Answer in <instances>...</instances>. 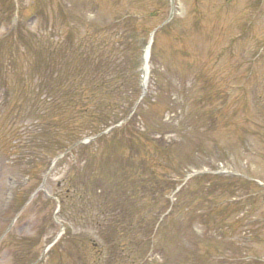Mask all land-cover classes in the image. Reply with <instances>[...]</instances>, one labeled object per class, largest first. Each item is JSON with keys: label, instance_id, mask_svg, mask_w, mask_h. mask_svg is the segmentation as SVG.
Here are the masks:
<instances>
[{"label": "rangeland", "instance_id": "1", "mask_svg": "<svg viewBox=\"0 0 264 264\" xmlns=\"http://www.w3.org/2000/svg\"><path fill=\"white\" fill-rule=\"evenodd\" d=\"M16 1L23 30L19 42L14 41L13 26L0 5V264H133L129 252L119 250L126 239L121 234L131 220L128 214L133 208H140L146 219L156 213L164 192L160 180L181 162L189 174L213 170L225 176L243 175V180H255L264 189V0ZM171 4L173 22L167 31L164 21ZM126 14L131 15L129 27L147 31L146 46L150 45L149 94L146 101H137L141 120L134 126L163 149L150 146L152 154L145 155L137 148L128 161H107L108 167L99 173L79 170L84 165L81 158H90L87 152L79 158L63 157L51 168L62 152L58 147L72 141L63 130L58 136L49 134L50 129L42 137L38 133L47 112L39 110L48 101L34 88L57 95L59 101L67 92L74 94L75 87L67 83L74 70L69 55L77 50L86 53L102 40L114 45L121 61V34L115 35L114 26ZM53 43L62 57L49 51ZM17 49L27 59L19 60ZM10 51L16 57L9 56ZM199 73L208 80L207 91L197 83ZM201 94L223 96L218 98L220 116L215 122L204 113L216 104L200 105L202 110L194 105ZM172 102L176 111L166 110ZM80 116L69 125L71 136L76 124L91 122L79 120ZM111 147L100 143L98 153ZM199 150L208 153H196ZM146 159L156 173L141 171L139 165ZM117 165L133 170L121 173L115 170ZM251 183L235 185L236 200L242 201L222 222L234 226L226 229L224 240L215 226L206 231V238L201 228L189 231L181 214L160 231L162 245L168 241L166 247L174 253L184 247L183 264H189L191 257L192 264H221L210 259V252L216 259L233 256L234 264H245L244 259L237 262L243 256L264 259V198L255 197L258 186ZM145 186L155 200L151 206L138 201L135 207L126 196L137 187L145 193ZM229 196L213 199L225 205ZM183 203L199 209L197 201ZM137 216L133 225L139 223ZM173 222L180 239L173 233ZM240 223L246 225L242 235L252 237L250 243L238 235ZM194 241L198 248H193ZM159 255H153L149 264H174L171 256Z\"/></svg>", "mask_w": 264, "mask_h": 264}, {"label": "trees", "instance_id": "2", "mask_svg": "<svg viewBox=\"0 0 264 264\" xmlns=\"http://www.w3.org/2000/svg\"><path fill=\"white\" fill-rule=\"evenodd\" d=\"M0 3L1 9L3 12L8 13L9 17L7 20L12 19L15 13V7L13 0H1ZM130 17L125 18L120 24L114 26L115 28V35L121 34V43L123 49V57H121V61L118 57L119 54L117 50L114 48L109 41L102 40L98 43L97 47L87 50L86 53H81V51L72 52L69 55V62L73 65V78H67V83L75 89L74 94H69L68 92L64 94L62 97V101L56 100L58 98L57 95L51 97L50 94L44 90H39L38 88H34V90H38V95L43 97L46 101H48V106H41L39 112L47 111L45 114V118L41 122L40 126L42 128L39 129V134L42 136L48 134L58 136L59 131L61 130L68 132L67 139L72 141L71 143H65L58 147V150H65L69 148L71 145L77 143L78 141L82 140L85 137L95 135L103 131L105 128L118 123L125 117H127L133 110L136 101L139 97V89H138V68H139V57H140V50H141V36L145 34V30H140L138 26L136 27H129V20ZM17 28V27H16ZM169 28H166L168 31ZM19 31V32H18ZM20 31H23L22 28L19 30L16 29L13 33L15 36L16 41L19 42L20 38L23 37V34H20ZM20 35V37H19ZM55 43H53L49 51L55 57L60 56L59 49H56ZM91 48V47H90ZM20 49V48H19ZM17 49L16 53L18 55V59H27L28 55L20 56V50ZM11 55L16 57V54L12 51ZM132 53V54H131ZM69 54V53H67ZM66 58V57H65ZM25 61V60H24ZM29 62V61H28ZM24 65V64H23ZM22 65V66H23ZM27 65V64H26ZM11 67L10 61L8 62L5 67ZM3 67V72L7 73L8 70ZM13 67V66H12ZM13 72V68L11 69ZM202 73H199L197 77V81L193 79V86H195L196 82L200 86L202 85ZM71 80L75 81L73 83ZM174 89H171L173 91ZM73 95V96H72ZM169 94V98H170ZM72 96V97H71ZM205 94H201L199 98L196 99L197 103L194 105L197 109L202 110L200 105L204 103L208 97H205ZM52 98V99H50ZM147 99H145L146 101ZM58 101V103H56ZM44 102V101H43ZM144 102V101H143ZM208 102V101H206ZM46 103V102H45ZM176 108L172 103L166 104V110L168 111H176ZM141 107H138L135 114L132 118L120 129L113 131L108 136H103L97 140L94 145L96 149H93V145L89 147L80 146L73 153H77L78 157H82L86 154L90 155V158H81L82 164L84 165L79 167L83 173L88 171H96V173L100 172V169H106L108 166L106 163L107 161L112 162L111 160L115 161H128L129 156L133 155V152L137 150V148L144 150L146 152L145 155H151L152 153L149 151L148 148L153 146L155 149H158L159 152L162 151L163 147L157 143L152 145L151 139L147 134H142L139 132V129H135V124H138V120H141ZM199 113V112H198ZM81 115L79 120L82 119H90L91 122L87 121V125H84L82 122L78 125L76 124L75 129L76 133L75 136L70 135V124H72L73 119L77 115ZM52 116V117H51ZM199 116V114H197ZM209 118V113L204 117ZM51 117V118H50ZM214 116L212 115L211 119ZM32 122L35 119L31 120ZM212 121H214L212 119ZM76 123V122H74ZM23 124V123H21ZM34 126V123H32ZM23 128V127H22ZM21 128V129H22ZM48 129V130H47ZM20 130V129H19ZM145 132V131H143ZM112 137H117L118 139L113 142ZM161 141V140H160ZM100 143H107L109 146H112L115 149V152H112L111 149L103 150V152H99V144ZM60 145V143H59ZM91 152V153H90ZM200 154L208 153L204 150H199ZM98 154V156H97ZM156 155H161L158 152H155ZM96 155V157H95ZM163 155V154H162ZM168 156V154H167ZM89 157V156H87ZM97 162V163H95ZM185 162L179 163L180 166H176L174 169L172 168L169 173L173 174V178L175 176V180L168 182L165 178H161L160 182L162 189L164 192L161 196L159 201V206L156 208L157 212L153 213L150 218H142L144 212L141 213L140 208H133L129 212V216L131 220L127 224V230H123L121 237H126L125 241H123L121 251H128L129 255L128 258H131V263L133 264H149V260L147 256L150 252H156L160 254V257H165L168 259L169 256L172 258L169 261L174 262V264H183V255L181 251L184 247L176 248V252L174 253L173 249H167L166 244L168 245V241H164L165 245H162V237H160V231L167 226L168 221L175 218L176 216L183 215V221L189 231L192 232L195 228H201L203 230V238L207 237L206 231L212 230L213 226H215L217 230V234L221 240H224V237L228 234L226 229H233L234 226L231 224H224L222 222L226 220L227 214L231 209H236L238 205L241 203H228L225 205H221L220 199L226 198L227 195H231V197L236 196L237 189H235V185L238 181H231L228 179H221L219 177H211V176H204L200 178L193 179L191 182L187 183L186 187L179 192L176 197V201L173 205L170 204L169 200L166 199L168 193H166L167 185L170 190L175 187L176 180L182 178V172L185 169L186 165H183ZM148 160H143L141 165V171L143 170L144 173H156L151 172L154 171L153 168L148 167ZM178 164V165H179ZM100 165V166H98ZM150 166V165H149ZM118 167V168H117ZM117 171H121V173H129V170H133L131 167H119L116 166ZM121 168V169H119ZM135 171L138 169H134ZM108 172V171H106ZM166 173V172H162ZM168 173V172H167ZM152 178L158 180V177L153 174ZM138 181L134 179L133 182ZM139 182V181H138ZM169 183V184H168ZM248 182H240V188L242 186H247ZM167 184V185H166ZM156 185V183H155ZM255 185L251 183V186ZM143 186V185H142ZM101 187H98L99 193L101 192ZM139 188H135L132 193H129V202L131 201L135 207H138L137 202L146 203L151 206L152 200L154 201L155 196L153 192H150V188H146L145 186V193H142L140 190L137 191ZM258 189V188H257ZM137 191V192H136ZM161 193V192H160ZM216 196L220 198L219 200L213 199ZM262 193H256L255 197L257 199L262 198ZM124 197L123 200L126 198ZM152 199V200H151ZM231 198L229 197L228 200ZM197 201L199 209L191 210L189 207H186L187 204L183 203V201ZM201 202V203H200ZM202 204V205H200ZM186 207V208H185ZM171 209L163 220L161 218L168 212V209ZM231 212V211H230ZM138 214V216H137ZM182 214V215H181ZM135 215V216H134ZM137 216V221L139 223H135L133 225L132 219ZM139 217V218H138ZM243 218H239L238 221L240 222ZM241 225L243 223H240ZM246 225H242L240 229L239 236H242L243 232H245ZM115 227V226H114ZM236 227V226H235ZM166 228V227H165ZM164 228V229H165ZM172 229L174 230V235L178 236L180 239L181 232L178 231L177 225L172 223ZM182 230V229H181ZM205 231V232H204ZM176 233V234H175ZM137 234V237L135 236ZM201 237V236H200ZM243 238V237H242ZM197 239V238H196ZM124 240V239H123ZM198 240V239H197ZM116 246L120 247L118 240L115 241ZM125 245V246H124ZM194 247L198 248L196 241H194ZM180 248V249H179ZM210 251V250H209ZM210 259L221 263L222 260L219 261L221 256L216 257L214 254L208 253ZM224 255V254H223ZM201 255L198 256V259H201ZM135 258V259H134ZM192 264L193 258L190 259ZM167 261V260H166ZM204 261V260H203ZM197 262L195 264H199ZM263 264L259 262H254L249 260L247 264ZM153 264H160L157 262ZM164 264V263H163ZM222 264V263H221Z\"/></svg>", "mask_w": 264, "mask_h": 264}, {"label": "bare ground", "instance_id": "3", "mask_svg": "<svg viewBox=\"0 0 264 264\" xmlns=\"http://www.w3.org/2000/svg\"><path fill=\"white\" fill-rule=\"evenodd\" d=\"M147 63H148V50H146V55H145V66L144 68L147 70Z\"/></svg>", "mask_w": 264, "mask_h": 264}]
</instances>
